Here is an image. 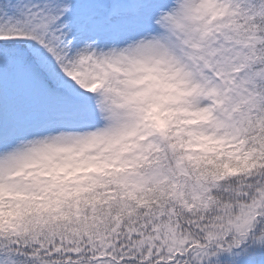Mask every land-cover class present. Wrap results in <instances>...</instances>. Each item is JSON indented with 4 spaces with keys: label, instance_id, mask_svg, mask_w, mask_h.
I'll return each instance as SVG.
<instances>
[{
    "label": "snow or ice",
    "instance_id": "1",
    "mask_svg": "<svg viewBox=\"0 0 264 264\" xmlns=\"http://www.w3.org/2000/svg\"><path fill=\"white\" fill-rule=\"evenodd\" d=\"M0 264H264V0H0Z\"/></svg>",
    "mask_w": 264,
    "mask_h": 264
}]
</instances>
